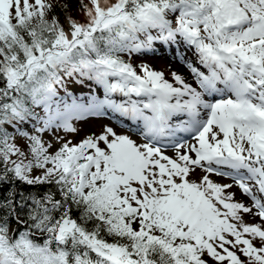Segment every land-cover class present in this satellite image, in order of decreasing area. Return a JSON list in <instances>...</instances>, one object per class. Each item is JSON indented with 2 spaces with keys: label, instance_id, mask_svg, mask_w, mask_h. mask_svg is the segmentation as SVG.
I'll use <instances>...</instances> for the list:
<instances>
[{
  "label": "snow or ice",
  "instance_id": "snow-or-ice-1",
  "mask_svg": "<svg viewBox=\"0 0 264 264\" xmlns=\"http://www.w3.org/2000/svg\"><path fill=\"white\" fill-rule=\"evenodd\" d=\"M0 264H264V0H0Z\"/></svg>",
  "mask_w": 264,
  "mask_h": 264
},
{
  "label": "rangeland",
  "instance_id": "rangeland-1",
  "mask_svg": "<svg viewBox=\"0 0 264 264\" xmlns=\"http://www.w3.org/2000/svg\"><path fill=\"white\" fill-rule=\"evenodd\" d=\"M74 15H76L75 12H74ZM163 52L164 51L160 52L161 54H159L158 52L157 53H158V55H163ZM167 52H169V51H167ZM172 56H173V53H172ZM172 56H170V58L167 56L166 57L165 56L164 57H157L156 56L154 58L147 56L144 59H146L149 63H151L153 67H155L157 69H164V68L168 67L169 65H171V63H172L171 59L173 60ZM137 62H139V61H137ZM76 89L77 90L75 92H85V91L88 92V89L86 87L83 90H80L79 85L76 86ZM93 92H95V89H93ZM104 123H107L106 119L98 120L96 118H90L87 122L82 123L81 127H83L85 129V131H89V130L99 131L101 125Z\"/></svg>",
  "mask_w": 264,
  "mask_h": 264
},
{
  "label": "bare ground",
  "instance_id": "bare-ground-1",
  "mask_svg": "<svg viewBox=\"0 0 264 264\" xmlns=\"http://www.w3.org/2000/svg\"><path fill=\"white\" fill-rule=\"evenodd\" d=\"M157 52H158L159 54H161V53H160V50H157ZM169 52H170V51H169ZM164 53H168V52H167V51H164L163 54H164ZM169 58H170V57H169ZM171 62H172L171 65L174 66V65H175V61L171 59ZM100 98L102 99L103 97L101 96ZM105 119H106V122H110V123H113V124H117V123H118V121L113 120V117H112V116H109L108 118H105ZM112 120H113V121H112ZM125 125H126V124H125ZM123 126H124V125H123Z\"/></svg>",
  "mask_w": 264,
  "mask_h": 264
},
{
  "label": "trees",
  "instance_id": "trees-1",
  "mask_svg": "<svg viewBox=\"0 0 264 264\" xmlns=\"http://www.w3.org/2000/svg\"><path fill=\"white\" fill-rule=\"evenodd\" d=\"M74 7H75V5L73 4V8H74ZM74 12H75V11H73V15H74Z\"/></svg>",
  "mask_w": 264,
  "mask_h": 264
}]
</instances>
